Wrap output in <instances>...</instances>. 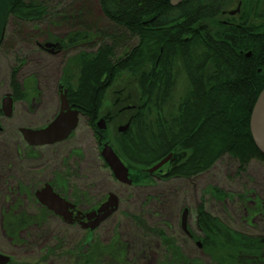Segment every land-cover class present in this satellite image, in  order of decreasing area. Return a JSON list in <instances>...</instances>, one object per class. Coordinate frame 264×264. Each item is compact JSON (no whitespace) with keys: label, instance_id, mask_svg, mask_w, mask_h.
Returning a JSON list of instances; mask_svg holds the SVG:
<instances>
[{"label":"trees","instance_id":"obj_1","mask_svg":"<svg viewBox=\"0 0 264 264\" xmlns=\"http://www.w3.org/2000/svg\"><path fill=\"white\" fill-rule=\"evenodd\" d=\"M88 2L0 0V31L9 18L22 28L34 24L39 30L48 23L49 29L42 31L45 38L62 49L97 46L94 52L69 58L61 82L69 95H77L78 109L93 130L103 113L130 109L125 118L129 128L114 147L135 183L149 188L155 177L190 181L224 159L237 166L238 175L252 162L264 164L249 131L251 110L264 88V0H181L176 6L170 0H97L104 26L87 23ZM55 22L67 28L63 37L50 32ZM126 39L135 45L123 46L118 54ZM16 75L14 68L10 87L18 98L25 90L15 82ZM168 155V163L147 174ZM202 191L219 203L230 202L246 224L255 227V218L258 224L264 222V199L252 190L230 193L208 186ZM195 215L198 236L186 241L198 243L210 262L264 264V236L231 229L206 210L203 199ZM131 218L143 223L140 216ZM33 220L25 213L4 216L5 236L15 246L30 245L32 230L46 231L32 227ZM147 225L135 228L145 247L157 239V264H203L186 254L178 234ZM117 233L106 245L91 238L79 252L67 249L63 238L54 239L33 264H133V246ZM9 264L19 263L11 259Z\"/></svg>","mask_w":264,"mask_h":264},{"label":"rangeland","instance_id":"obj_2","mask_svg":"<svg viewBox=\"0 0 264 264\" xmlns=\"http://www.w3.org/2000/svg\"><path fill=\"white\" fill-rule=\"evenodd\" d=\"M88 1V5L84 7L90 11V15L87 17L89 18L87 23L100 21V24L104 26L105 21L102 18L97 0ZM82 4L80 5L81 7ZM48 26V23H45V25L42 24L39 30L34 24L22 28L21 23L19 24L17 21L9 18L3 30L0 31V36L3 32V42L0 47V100L4 95L12 93L10 78L12 69L16 67L20 70L16 75L15 82H18L19 85L25 88V93H36V86H33L31 84L32 82H29L32 81L29 77L35 75L39 89L37 93L44 96L45 100H52L50 102H44L46 105L44 106L45 110H38L35 116L23 114L22 111L24 108L18 104L15 107V113L12 119H0V128L2 130L0 132L1 159H3V156H12L11 143L13 142V134L17 126H42L55 113L54 111H56V106L58 105L56 87L63 75V68L67 60L75 57L81 51L94 52L97 49V46L70 49L69 51L54 56L39 53L37 44L42 45L48 42L45 40H49L45 38V33L42 32L45 28L48 30ZM32 29L36 31L30 32ZM50 29V32L58 37H63L68 31L66 27L57 24V22ZM28 34L34 37L29 39L26 37ZM35 34H38V37ZM134 45V40L129 41L126 39L124 44H119L117 49L119 52L117 53H122L125 46L130 47ZM116 134L115 132L114 135L113 132L109 136L110 138L105 137V135L103 136L108 140L110 139V143L115 144V140L119 141L120 137ZM66 146L80 148L83 173L92 174V179L100 183L106 179L104 176L105 171L95 169V165L99 163L94 158L98 154L96 140L93 138L91 130L85 126L84 121L80 120V125L74 133V137ZM21 172L22 176H26V170ZM150 186L146 189H136L133 187L123 189L115 185L111 191L120 194L122 205L94 233H85L79 228L68 227L56 220H51L50 224L46 226V231H31L32 238L30 239V245L23 244L20 246L13 245L7 239L2 229V216L9 206L11 199L0 196V254L10 257V260L12 258L15 263L33 264L35 259L42 255L46 247L54 243V239L63 238L66 245H68L67 249L75 248L79 252L81 245L90 243L93 236L96 241L106 245L111 242L110 239L118 232L120 235L118 239L130 243L134 248V251H132L129 257V259H135L133 264H157L160 254L157 239L149 240V246L145 247L141 232L135 228L142 227L143 224H148L149 226L163 227L162 229L167 234H178L184 241H182L185 244L184 251H186L189 257L196 258L203 264H213L208 257L200 253L195 243L186 241V238L182 236L183 231L180 229L182 212L186 209L188 211V216L186 217L188 230L193 236H198L195 228V209L201 203L202 199L206 210L221 219L231 229L248 235L264 236V222L258 224V219L256 220L255 218L252 219V223L256 228L250 226L244 221L245 216L242 218L236 212L237 209L231 206L230 202L219 203L209 195H203L202 191L208 186H216L225 192L240 193L246 187L264 199V164L252 162L244 174L238 175L237 166L230 160L224 159L222 162L217 163L210 171L193 180L163 182L155 177ZM104 190L101 189V191ZM2 211L3 213H1ZM132 215L140 216L143 219V223L135 221L134 218H131ZM8 216L12 215L9 214ZM257 227H260V229ZM83 248L85 249V245ZM48 264L65 263L51 260Z\"/></svg>","mask_w":264,"mask_h":264},{"label":"flooded vegetation","instance_id":"obj_3","mask_svg":"<svg viewBox=\"0 0 264 264\" xmlns=\"http://www.w3.org/2000/svg\"><path fill=\"white\" fill-rule=\"evenodd\" d=\"M45 41L48 42L42 45L37 44L39 53L54 56L70 50L62 49L55 41ZM2 42L3 32L0 36V47ZM47 45H49V48L46 47ZM19 70L20 69L17 68V73ZM29 79H32V81L29 82H32L31 84L36 86V93L27 94L24 92L22 95L18 96V98H15L13 92L11 94H6L10 95L12 102L9 116L4 115L2 111L4 95L0 100V119H12L15 113V107L18 104L23 106V114H26L27 116H35V113L38 112V110H43L45 108L44 106L46 105L44 102L52 101L50 99L45 100L44 96L37 93L39 89L37 77L35 75H31ZM20 87L22 91L25 90L23 86L20 85ZM56 90L58 105L56 106V111H54L55 113L42 126H17L15 133L13 134V142L11 143L12 156H3V159L0 158V196L11 199L9 206L6 208L4 215L2 216V229L4 216L25 213L30 215L32 219L37 220L32 225L35 229H46V226L50 224L51 220H56L68 227L79 228L85 233H94L99 227L106 223L122 205L120 194L111 191L114 189L115 185H118L123 189L126 187L146 189L148 187L147 183L144 182L140 184L135 183L136 181L132 177L130 167L117 153L114 144L110 143V139L108 140L105 138L111 136L113 132L114 135L116 132L119 136L126 133L128 129L123 133L119 132L118 129L126 124L129 125V120L125 121V118L128 117L130 109L128 108L126 111L113 110L103 113V115L98 117L94 123L96 129L93 130L88 124V117L78 109V105L76 104V102H78L77 95H69L68 89L66 85L61 82V79L57 84ZM62 97H65L66 111L77 112L78 122L75 130L71 132L66 140L59 143L40 146L27 144L23 139L20 130L29 129L38 131L46 128L60 113ZM80 120L84 121L85 126L91 130L92 136L96 140V150L98 154L94 158L99 163L95 165V169L105 171L104 176L106 178L105 180H102L101 183L93 180V177L91 176L92 174L83 173L80 148L66 146V144L74 137V133L80 125ZM100 120L104 121L103 130H100L97 127ZM1 131L0 128V132ZM103 135H105V137ZM113 138L116 139L114 136ZM116 141L117 140H115V142ZM105 144L111 147L123 166L128 170V178L132 182L131 185L127 186L118 182L105 164L104 160L101 158L102 147ZM23 170L27 171L26 176L21 175V171ZM47 188L51 190L53 195L69 205L68 212L71 214L69 217L70 222H65L63 218L56 216L39 201L37 195ZM101 189L105 190L101 191ZM111 195L117 199L115 212L100 223L95 230L90 231L86 229L85 227L91 223L88 221L87 216L97 213V211L107 203ZM1 213H3V211ZM38 219L42 221H39ZM180 229L183 231L182 236L190 241L193 235L188 230L187 224L185 231L182 230L181 226Z\"/></svg>","mask_w":264,"mask_h":264},{"label":"water","instance_id":"obj_4","mask_svg":"<svg viewBox=\"0 0 264 264\" xmlns=\"http://www.w3.org/2000/svg\"><path fill=\"white\" fill-rule=\"evenodd\" d=\"M181 0L175 1L170 0L171 6H176ZM239 8L235 11L229 12V15H234L238 13ZM49 48V45L46 46ZM247 57L249 54L246 55ZM63 96V95H62ZM11 98L10 95H5L2 101V111L4 115L9 116L11 111ZM77 112L66 111V101L65 97L61 98V109L58 116L44 129L33 131L29 129H22L20 133L23 139L29 145H51L55 143L62 142L66 140L71 132L75 130L77 126ZM128 124L120 127L119 132L123 133L128 129ZM100 130L104 129V121L100 120L97 124ZM249 131L254 147L259 152V154L264 158V88L258 95L254 106L251 110V115L249 119ZM101 158L104 160L105 164L108 166L115 179L124 184L131 185V180L128 178V170L123 166L119 158L113 152L110 146L103 145L101 151ZM171 159V155H168L160 162L155 164L153 167L147 169V174H153L154 172L160 170L166 163ZM38 196L39 201L51 210L56 216L63 218L65 222H70L69 217L71 214L68 212L69 205L63 200L59 199L57 196L53 195L51 190L47 188L43 190ZM117 207V199L114 196H110L107 203L104 204L97 213L88 215L87 219L91 222L85 228L93 231L99 226L105 219L111 216ZM188 211L185 209L182 212L180 226L182 230H186V217ZM199 246V245H198ZM10 258L3 254H0V264H9Z\"/></svg>","mask_w":264,"mask_h":264}]
</instances>
